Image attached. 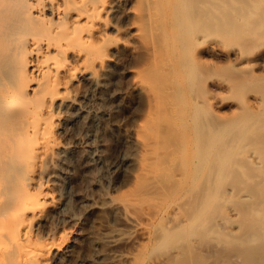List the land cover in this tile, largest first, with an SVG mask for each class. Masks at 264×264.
Listing matches in <instances>:
<instances>
[{
	"label": "rangeland",
	"instance_id": "1",
	"mask_svg": "<svg viewBox=\"0 0 264 264\" xmlns=\"http://www.w3.org/2000/svg\"><path fill=\"white\" fill-rule=\"evenodd\" d=\"M186 2L157 0V14L150 18V25L149 19L141 38L119 36L132 45L117 47L106 84L93 101L108 115L82 117L77 125L80 139L65 146L61 155L58 185L71 194L68 212L77 221L65 231H77V255L93 254L100 230L106 225L119 226L118 218L104 205L139 187V191L152 188L153 194L146 202L127 208L143 227H150V234L139 229L133 240L119 247L121 252L135 255L137 262L107 264H145L150 256L172 254L175 250H154L167 223L166 215L152 214L180 202L173 220L185 224L190 206L179 197L201 192H224L229 197L219 205L223 210L215 214L212 234L216 240H191L196 251L222 262L225 256L220 255L229 249L225 237L239 236L240 225L243 234V226L256 217L248 214L249 206L260 201L253 197L255 192L264 200V181L258 183L264 180V159L244 157L264 158V26L259 21L264 18V5L252 0H204L207 8L203 16L185 7ZM152 6L147 4L149 13ZM130 21L135 22L136 15ZM204 36L207 45L215 46L214 51L202 52L206 44H198ZM136 83L143 89L135 90ZM106 89L109 95L104 101L101 95H106ZM90 121L91 128L87 126ZM118 123L121 130L115 127ZM140 139L156 148L155 161L161 162L154 165L155 161H147L155 166L149 169L156 174L154 187L143 177L140 182L136 179L141 170L138 166L146 158L142 151L145 143ZM121 157L130 163L117 172L122 180L116 182L108 166ZM144 162L141 165L146 170ZM242 189L253 198L238 199L234 194Z\"/></svg>",
	"mask_w": 264,
	"mask_h": 264
},
{
	"label": "bare ground",
	"instance_id": "2",
	"mask_svg": "<svg viewBox=\"0 0 264 264\" xmlns=\"http://www.w3.org/2000/svg\"><path fill=\"white\" fill-rule=\"evenodd\" d=\"M156 1L0 0V264L130 262L135 255L121 252L120 245L133 240L139 229L150 234V227L147 224L143 227L127 208L146 202L153 194L152 188L139 191V187L122 199H110L108 205H104L118 218L119 226L103 227L94 242L96 251L89 256L77 255L80 237L75 230L65 231L68 225L73 227L77 223L68 212L71 194L62 184L58 185V181L63 164L61 155L70 143L75 144L80 139L81 131H77L80 119L108 115L104 107L96 108L93 101L98 100L96 95L106 84L117 47L132 45V41H122L119 36L141 38L149 19L157 14ZM252 1L264 5V0ZM149 2L153 5L150 13ZM184 6L203 16L207 8L204 0H187ZM133 15H136L135 22L130 21ZM259 21L264 26V18ZM206 41L205 36L201 37L198 45ZM214 50L215 46L208 43L202 52ZM141 87V83H136L134 89ZM105 94L101 95L104 101L108 98V89ZM92 125L91 121L87 123L89 128ZM115 127L121 130L119 123ZM148 143L142 149L148 159L145 163L143 157L144 165L147 161L154 163L158 157L154 152L156 148L146 145ZM244 157L253 161L264 159L254 155ZM127 163L130 161L123 157L108 166L113 180L120 181L122 177L117 172ZM141 163L136 179L140 182L139 178L143 177L147 185L149 181L156 184V174L149 169L161 162L155 161L154 165L148 162L150 168L146 165V170ZM249 180L255 184V180ZM243 190H237L234 195L238 199L252 197ZM258 194L255 192L253 197L260 199L259 203L248 208V214L256 217L243 226V234L240 225L239 236L225 237L229 249L220 255L225 256L222 262L216 259L218 257L211 258L196 251L191 240L192 237L202 242L216 240L212 234L213 221L215 214L223 210L219 205L228 200L227 194L201 192L180 196V200L190 206L189 222L185 224L173 220L180 202L160 208L152 217L166 215L167 225L159 232L154 250L175 251L170 255L150 256L145 264L165 263L167 259L163 256H168L169 264H209L212 261L214 264H264V200Z\"/></svg>",
	"mask_w": 264,
	"mask_h": 264
}]
</instances>
